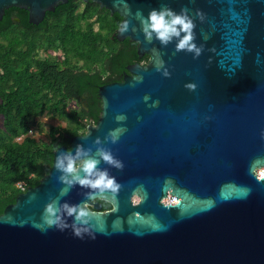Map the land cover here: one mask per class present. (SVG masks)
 I'll return each instance as SVG.
<instances>
[{"label": "water", "instance_id": "1", "mask_svg": "<svg viewBox=\"0 0 264 264\" xmlns=\"http://www.w3.org/2000/svg\"><path fill=\"white\" fill-rule=\"evenodd\" d=\"M84 1L150 61L0 214V264H264V0ZM68 2L0 0V22Z\"/></svg>", "mask_w": 264, "mask_h": 264}, {"label": "trees", "instance_id": "2", "mask_svg": "<svg viewBox=\"0 0 264 264\" xmlns=\"http://www.w3.org/2000/svg\"><path fill=\"white\" fill-rule=\"evenodd\" d=\"M122 21L84 0L60 5L38 26L25 10L6 11L0 22V214L24 192L18 185L25 191L39 185L55 151L70 147L67 136L86 128L85 109H71V102H88L96 118L100 88L122 81L129 65L149 63L136 43L116 39ZM45 115L68 123L52 127L49 142L30 134L43 132Z\"/></svg>", "mask_w": 264, "mask_h": 264}, {"label": "flooded vegetation", "instance_id": "3", "mask_svg": "<svg viewBox=\"0 0 264 264\" xmlns=\"http://www.w3.org/2000/svg\"><path fill=\"white\" fill-rule=\"evenodd\" d=\"M126 75V74H125ZM125 77V76H124ZM124 80V79H123ZM122 80V81H123ZM122 81H117V82H122ZM72 102H74L75 103V106L77 107V108H84L85 109V111H86V113H85V115H86V118L83 120V124L84 125H86L85 127V129H83V131H81V134H79V135H76V136H67L68 137V139H69V141H70V147H71V140H72V138H75V137H77V136H82V135H85V134H87L88 133V128L90 127V126H96L97 124H98V121H99V119H100V117H101V114H102V104H101V100H100V104H99V107H100V111H98V110H94V112L95 113H97L98 112V115H97V117L96 118H94V117H92L91 115H90V113H91V108L89 107V105H88V102H86V103H82V101H78V100H74V101H72ZM71 102V103H72ZM68 126V123L66 122V127ZM66 127H63V128H66ZM67 147V146H66ZM70 147H67L68 149H70ZM131 200H132V203L134 204V205H137L138 203H139V201L141 200V198L139 197V194H138V192H133V194H132V196H131ZM93 204H98V205H100L101 206V210L100 211H102V212H108V211H111V210H113V205L110 203V202H108V201H106V200H102V199H96L95 201H94V203ZM90 209L91 210H93V211H96L95 209H94V207L93 206H90Z\"/></svg>", "mask_w": 264, "mask_h": 264}, {"label": "rangeland", "instance_id": "4", "mask_svg": "<svg viewBox=\"0 0 264 264\" xmlns=\"http://www.w3.org/2000/svg\"><path fill=\"white\" fill-rule=\"evenodd\" d=\"M42 56L44 57L45 54L42 53ZM71 109H77L75 106V103L72 102L70 104ZM39 122L43 125V132H39L37 128H35L30 134H32L36 139L49 142L51 140L50 133L52 127H66V122L64 120H59L57 118H52L48 115H45L39 119ZM22 139H20L21 141Z\"/></svg>", "mask_w": 264, "mask_h": 264}, {"label": "built area", "instance_id": "5", "mask_svg": "<svg viewBox=\"0 0 264 264\" xmlns=\"http://www.w3.org/2000/svg\"><path fill=\"white\" fill-rule=\"evenodd\" d=\"M256 175L257 177L260 179L262 177H264V168L261 169H257L256 170ZM18 187H20L23 191H25V187L23 186V184H19ZM169 200H167L166 202H168Z\"/></svg>", "mask_w": 264, "mask_h": 264}]
</instances>
